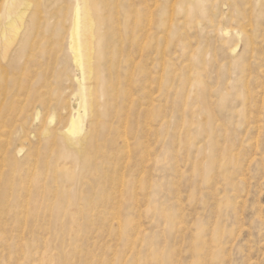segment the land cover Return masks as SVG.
Here are the masks:
<instances>
[{
    "label": "rangeland",
    "instance_id": "obj_1",
    "mask_svg": "<svg viewBox=\"0 0 264 264\" xmlns=\"http://www.w3.org/2000/svg\"><path fill=\"white\" fill-rule=\"evenodd\" d=\"M128 1L125 10L139 9L129 8ZM171 1L163 0L162 15L143 17L146 24L153 20L151 27L116 38L124 51L115 65L122 78L114 84L118 92L111 94L107 117L118 116L127 128L114 129L112 135H120L113 143L112 135L107 136L110 128H101L106 140L95 144L94 170L80 174L76 162L58 152L55 135L38 140L41 125L55 132L66 118L54 104L67 100L71 109H79L75 79L82 74L72 63L67 85L40 90L38 98L31 95L15 106L19 111L26 104L30 119L20 123L18 117H5L2 148L17 140L12 136L17 130H31L35 145L32 142L18 156L25 158L32 148L24 169L12 171L8 162L4 168L0 163V204L6 202L4 209L0 205V264H264V0H208L204 15L188 14L186 8L175 14L178 25L169 31L160 19L169 23ZM53 40L39 56L41 67L58 52ZM28 68L30 79L42 70ZM45 99L51 100V108L42 103ZM124 139L130 147L122 145Z\"/></svg>",
    "mask_w": 264,
    "mask_h": 264
},
{
    "label": "bare ground",
    "instance_id": "obj_2",
    "mask_svg": "<svg viewBox=\"0 0 264 264\" xmlns=\"http://www.w3.org/2000/svg\"><path fill=\"white\" fill-rule=\"evenodd\" d=\"M125 2H126V0H115L114 3L111 0H0V138L1 139H4L1 136L7 127L6 126L7 122L4 121L6 116L10 117V120L15 119L13 117H16V118L18 117L19 119L18 118L17 119H18V121H20V123L29 118V115H27V113H26V108H25L26 104L19 111H18V109L15 108V106L16 105L18 106L21 103L27 102V101H25L27 97L30 98L31 95L37 94L40 90H43V91L48 90V92H49V90L50 91L52 90L54 85H57V86H59L60 84H62L63 86H64V84L67 85L68 84V82H67V67H68L69 63H72L74 66H76L81 71V74H82L81 79H75L76 82L78 83L79 90H80L79 95H80L81 102L79 101L80 102L79 109L76 111L71 109L67 100L66 101L61 100L62 102L54 104L56 108H60V111L62 112V117H64V116L66 117L65 120L61 119L59 121V127L56 128L55 132L52 130L51 127L46 126L44 123L43 125L40 126V128H38V134L37 135H38V140L40 142L41 141H47L50 138H53V136L55 135L54 137L55 138L57 137L56 139H58V141L56 142L58 146H56V147H57V149L59 147L58 152L60 153V155H62L64 158H67L68 160H72V161L76 162V164L79 166L78 169H79L80 174H82L84 172H89L88 170L91 171V167L93 168V165H94L93 159L96 158V157H94V155L96 154V153H94L95 144L97 142L102 141V140H106V139H104L105 138L104 132L101 133V128L106 127V126H107V128L108 127L110 128L109 133L107 134V136L109 135V137L112 135V132L114 131V129H118V127H121V128L123 127V129L127 128V123L123 124V122L121 120H119L118 116H114L111 119L107 117L109 115L108 111H109V109H111L110 108L111 104H112L111 101H113V99L111 98V94L114 92H116V93L118 92V89L114 87V84L116 82H120V80L122 78V73L120 74V72L115 69L116 68L115 65L117 63H119V61L121 60L122 54L124 51L122 50V48L119 47L120 44H119V46L117 45L116 38L121 37L122 32H125V33L130 32V31L137 32V29L142 28V26L144 27V25L151 27L153 20L150 19L149 24H146L144 22L145 20H143V17L149 16L151 18L154 15H157L158 13L162 15L165 11V8H166L165 4L162 5L163 0H132V2L128 1V3H127L129 8L140 6L139 9L135 8V10L132 12L130 9L125 10V8H126ZM207 2H208V0H172L171 1L172 7H173L172 15H171L172 17L170 18V20H168L169 23H165V22L162 23V19H160V25L161 26L163 24H164L163 26L167 25L166 27H168L169 31L171 29L177 27L178 24H176L177 20L174 18V15L181 12L184 8H186L188 14H191L193 11H195L201 15H204L206 12V9H207ZM171 3H170V5H171ZM172 7H170L169 10H171ZM169 10H167V11H169ZM177 15L179 16V14H177ZM252 16H250V17H252ZM42 19H47V20L45 23H42L41 22ZM182 24H184V23H182ZM200 25H198V27ZM148 29H150V28H148ZM40 30H43L44 32L40 31ZM230 32H232V30ZM230 32L225 31L224 35H229ZM259 33H260V31H259ZM150 35H152V34L149 32V37H150ZM52 39H54L53 41H56L59 44L58 45V52L55 53L53 56H49L45 59L43 58L45 60L44 61V66L46 68L45 69L44 66L43 67L40 66L41 62L39 61V59H40L39 56H41V54L44 53L50 47V45L52 43ZM248 40H249V38H248ZM132 42H133V40H132ZM53 50H55V49H53ZM235 52H236V49H233L231 51V53H235ZM21 66H22L21 72L17 71L19 68H21ZM29 66H38L39 69H42V70H40V72H37V70H36V72H37L36 75L30 79L29 76L31 74L29 75L27 72H25L26 70L29 69L28 68ZM135 66H136V63H135ZM23 67L25 70H23ZM133 68H134V66H133ZM29 71H30V69H29ZM130 72L131 71H129L128 74H130ZM142 72H144V71H142ZM69 80H70V77H69ZM72 81H74V80L72 79ZM62 85H60V86H62ZM59 90H61V92L66 91V89H64V87H62V89H60V87H59ZM59 90H58V93H60ZM196 91L197 90H195V93H196ZM201 94H202V96H204L203 89H201ZM143 95H145V94H143ZM23 98H25V99H23ZM37 98H38V94H37ZM44 98H42V99H44ZM65 99H68V98H65ZM32 101H33V99H32ZM39 101H40V99H39ZM53 101H55V99ZM57 102H58V100H57ZM42 103L44 105H46L47 107L49 105L50 108L52 106L51 100H48V99L47 100L45 99ZM225 104L226 103H224V105ZM31 105H33V104L31 103ZM31 105L26 106V107H31ZM7 109H10V112H11L8 115L5 113V111ZM80 109H82V111H80ZM156 113H158V112H156ZM86 117L89 120V124L86 123L87 125L85 124V118ZM107 118H108V120L110 119V123H109L110 125H108V124L106 125V122H108V121H105V119H107ZM113 119H116V121H114ZM18 121H16V122L18 123ZM29 121H31V120H29ZM24 123H26V122H24ZM24 123H22L20 125H22L24 127V125H25ZM29 132H31V130ZM29 132H24V130L23 131L21 130L20 133H18V130L16 132H13L12 136H14L16 134L17 140L16 141L14 140V142L12 143L13 139H11V142L9 141L8 144L14 145L15 142H19L17 147L14 146V150H13V148H8V144L6 142H4V143H6L7 146H5V147L3 146V148H2V146H1L2 142L0 140V163L3 164V168H4V164L5 163L7 164V162L9 163V165H11L10 169H12V171L13 170L18 171L17 169H19L20 167L28 165V163L30 162L28 160L29 159L28 157L32 155V151H31L32 148L29 149L28 153H26L27 154L26 157H25L26 154L25 155L23 154L25 158L20 160V158H18V156H20V154H22L24 152L26 146L30 147L31 143L35 141V140L34 141L31 140V135L33 133L32 132L29 133ZM118 134L120 135V133H118ZM125 134H126V132H125ZM119 135L117 137L112 135L110 141L113 143L116 140V138L119 137ZM124 143L125 144H123V142H122L123 146L126 145L127 147H130L129 139H124ZM241 143H243V142H241ZM33 144L35 145V142ZM39 145H41V143ZM49 146H50V144H49ZM51 146H53V145H51ZM51 149L53 150L52 147H50V150ZM100 149H102V148L100 147ZM95 150H96V148H95ZM39 151H40V149H39ZM58 152H57V154H58ZM103 153H105V152H103ZM127 153H128V151H127ZM129 153H128V155H129ZM204 153H206V152H204ZM58 156H59V154H58ZM21 157H23V156H21ZM48 157H51V154L48 155ZM37 158H38V156H37ZM27 160L29 161L28 163H27ZM55 161H57V160H55ZM58 162H59V159H58ZM107 163H110V162H107ZM32 164H34V162ZM53 164H55V163H53ZM7 166H8V164H7ZM59 166H60V163H59ZM62 166H63V164H62ZM67 166H69V164ZM105 167H106V165H105ZM148 167H149V165H148ZM33 168H34V165H33ZM44 168H47V167L44 166ZM54 168H55V165H54ZM62 168L60 167L59 171ZM23 169H24V167H23ZM34 170H36V169H34ZM62 170H61V172H62ZM72 170H73V168L71 169V171ZM93 170H94V168H93ZM57 171H58V169H57ZM64 172H62V174H64ZM99 172H101V171H99ZM19 173H20V171H19ZM28 174H30V173H28ZM104 176H106V175H104ZM225 176H226V174H225ZM13 177H16V175ZM0 178H1V176H0ZM61 178H63V177H61ZM73 178L75 180L74 175H73ZM1 179H3V178H1ZM1 179H0V184L2 183ZM24 179H23V181L26 182V180H24ZM30 179H31V177H30ZM37 179L39 180V178H37ZM37 179H35V183L37 182V184H38ZM20 181H21V179H20ZM35 183H32V184L34 185ZM4 184H5V182H4ZM7 184H9V183H7ZM21 184H23V183H21ZM80 184H82V183H80ZM89 185H90V183H89ZM34 186H32L30 188L33 189ZM5 187H6V184H5ZM20 189H21V187H20ZM34 189H35V187H34ZM25 190H27V188ZM1 191H2V187H1ZM31 192H33V191H31ZM0 197H2V196H0ZM2 198H1V200H2ZM131 199H132V197H131ZM226 202H228V201H226ZM8 203H9V201H8ZM65 203H67V202L65 201ZM4 204L2 203L3 207L1 209H4ZM5 210H6V208H5ZM80 212H81V210H80ZM21 213L22 212H20V214ZM73 213H75V212H73ZM71 214H72V212H71ZM120 215H119V217H120ZM75 218H76V216H75ZM76 221H78V220H76ZM76 221L74 220V223ZM76 223H75V226H76ZM101 223H100V225H101ZM72 224H73V222H72ZM104 225H107V224H104ZM61 226H63V225H61ZM110 227H111V225H110ZM112 227H114V226H112ZM174 227H176V226H174ZM58 229L60 230V228H58ZM136 229H137V227H136ZM139 229L141 230L142 228H139ZM180 229L182 230V228H180ZM184 229L182 231H184ZM126 230H127V228H126ZM143 232H141V236H142ZM109 233H110V231H109ZM73 234H75V233H73ZM137 234H138V232H137ZM70 236H72V235H70ZM136 236L134 234V239L136 238ZM72 237H71V239H72ZM143 238H144V236H143ZM60 239H62V238H60ZM183 239H184V237H183ZM49 240L50 239H48V242L50 243L51 240L50 241ZM72 241H73V239H72ZM45 244H47L48 245L47 247H49V244L47 242ZM96 244H97V242H96ZM62 245H60V246H62ZM93 246H96V245H93ZM73 248H71V250ZM56 249H58V248H55V250ZM60 249H61V247H60ZM63 249H64V247H63ZM65 249H66V247H65ZM44 250H45V246H44ZM171 250H173V249H171ZM191 250H193V249H191ZM49 251L52 252V249ZM134 251H135V248H134ZM59 252H62V251L59 250ZM45 255H46L45 257L48 256V254H46V252H45ZM133 255H134V253H133ZM157 255L159 256V254H157ZM157 255H156V257H157ZM37 256H39V255H37ZM57 256L55 255V259ZM116 256H118V254ZM21 257H22V255H21ZM27 257L29 258V256H27ZM34 258H35V256H34ZM37 259H38V257H37ZM37 259H36V261H38ZM49 259L50 258H48V262H49ZM19 260H21L20 257H19ZM29 260L31 261V258ZM44 260L45 259H43V262H44ZM68 260H69V258H68ZM66 261L67 260H65V262ZM24 262H25V260H24ZM27 262H28V260H27ZM69 262H71V261H69ZM155 262H156V260H155ZM57 263H59L58 260H57L56 264ZM64 263H61V264H64ZM110 263H112V262L110 261ZM102 264H103V262H102Z\"/></svg>",
    "mask_w": 264,
    "mask_h": 264
}]
</instances>
